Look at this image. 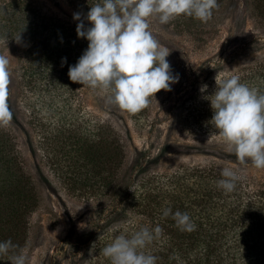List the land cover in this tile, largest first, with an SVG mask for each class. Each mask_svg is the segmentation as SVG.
I'll use <instances>...</instances> for the list:
<instances>
[{"label":"trees","instance_id":"16d2710c","mask_svg":"<svg viewBox=\"0 0 264 264\" xmlns=\"http://www.w3.org/2000/svg\"><path fill=\"white\" fill-rule=\"evenodd\" d=\"M73 1L84 16L91 4L100 2ZM233 1L217 0L219 7ZM244 4L255 26H263L264 0H244ZM169 23L179 31L198 34L203 22L181 15ZM77 24L48 12L38 0H0V53L10 50L24 69L20 76L23 91L18 94L23 99L24 120L20 122L13 113L10 125L0 128V241L11 239L28 255L32 217L45 208L46 212L51 210L45 188L47 176L42 166L30 162L25 147L19 144L21 138L28 139L27 129L31 127L39 144L44 138L55 140L51 147L54 156L62 153L68 160V171L61 176L70 185L60 186V190L71 198L97 200L91 207L99 215L93 235L102 232L95 250L109 243L117 225L128 233L159 225L162 235L145 249L157 257V264H264V175L217 158L170 165L158 159H128L132 144L127 148L114 129L99 132L96 123L88 124L92 118L81 112L87 93L101 88L74 83L68 76L69 66L77 63L89 44L86 38L78 37ZM19 35L21 41L17 43ZM220 71H227L222 79L238 75L241 83L264 92V55ZM214 91L207 90L204 95ZM195 103L185 102L179 107L177 121L182 117L183 125L188 121V126L192 125L190 129L184 126V131H216L210 123V100ZM148 109L150 103L137 114L126 112L138 118ZM42 150V156L49 158L48 150ZM130 166L138 167L135 173L129 172ZM223 167L238 170L243 176L227 194L216 184ZM117 195L120 198L116 201ZM106 197V205L101 204ZM166 208L173 213L187 212L195 230L181 231L171 215L163 217ZM117 220L122 221L116 224ZM95 256L103 255L97 252L89 264H100L101 259L95 260ZM105 261L110 264L107 258ZM0 264L10 261L0 257Z\"/></svg>","mask_w":264,"mask_h":264},{"label":"rangeland","instance_id":"374dc122","mask_svg":"<svg viewBox=\"0 0 264 264\" xmlns=\"http://www.w3.org/2000/svg\"><path fill=\"white\" fill-rule=\"evenodd\" d=\"M38 1L48 12L79 23L73 18L74 13L80 12L77 1ZM85 25L90 26L86 20ZM201 26V32L193 34L188 33L190 31H179L171 23L161 25L156 19L151 21V30L156 39L170 51L167 59L173 75H178L179 79L171 85L170 91L161 90L159 94H155L150 102V109L144 116L133 117L118 106L109 104L107 97L110 93L103 89L87 93L82 101L81 112L92 118V122L88 124L96 123L99 132L114 129L113 132L128 145L127 148L132 144L128 156V159L133 158L132 162L138 161L139 158V162L158 159L165 165H170L191 159L217 158L241 166L259 176L264 175V169L253 167L250 161L246 166L241 165L235 155L226 151L225 142L216 131L212 130L209 134H203L202 131L187 132L183 127H187L189 121L185 125L182 117L177 121L181 105L185 102L196 104L195 102L204 99V93L200 92L203 84L208 85L209 91L216 90L215 77L219 74L222 78L227 74V71H220V68H234L243 61L264 55V25L255 26L248 15L244 0H234L232 4L225 3L218 7L212 18ZM0 55L6 56L10 62L9 106L22 122L23 99L18 94L23 91L20 76L24 69L16 62L10 50ZM218 63L220 67H217ZM191 127L192 125L188 126L189 129ZM27 130L28 139L21 138L19 144L25 147L30 162L42 166L44 175L47 176V199L51 204L50 211L46 212L48 208H45L42 213L37 212L32 217L29 236L31 247L27 248L29 254L26 253L29 262L31 264L34 258L35 264H89L93 255L103 248L101 246L98 251L94 250L93 255H89L93 242L98 240L97 237L101 236L102 232L93 235L95 221L99 215L96 208L91 207L97 200L93 197L71 198L62 192L60 186L70 185L68 179L63 180L64 171H68L65 170L68 162L66 156L62 153L54 156L51 147L55 145V140L44 138L43 143L39 144L31 127ZM33 148L36 151L31 152L30 149ZM42 148L48 150L46 153L49 158L42 156ZM53 159H56L54 166ZM137 168L130 166L129 172L135 173ZM119 198L117 195L115 200ZM106 199L107 197L101 199V204L106 205ZM106 211L107 209L104 210ZM121 221L117 220L115 223L120 224ZM101 222L103 225L108 223ZM106 229L108 228H103V231ZM124 230L127 229L121 231ZM118 234L119 232L114 233L108 242ZM94 258H100V264H108L103 256Z\"/></svg>","mask_w":264,"mask_h":264},{"label":"clouds","instance_id":"9594fccd","mask_svg":"<svg viewBox=\"0 0 264 264\" xmlns=\"http://www.w3.org/2000/svg\"><path fill=\"white\" fill-rule=\"evenodd\" d=\"M219 7L217 0H100L91 4L86 16L76 12L73 18L79 23V38L89 41L87 49L77 63L69 66L68 76L74 83L101 88L110 92L107 102L121 110L137 114L150 103V97L160 90H171L178 82L173 75L167 57L170 54L151 30V21L167 24L181 15L207 23L213 10ZM85 20L90 24L86 27ZM17 43L21 36L15 38ZM66 62V58H64ZM9 60L0 55V128H7L13 120L9 106ZM216 90L204 95L210 100L213 111L210 123L222 137L226 151L235 155L241 165L250 161L257 169H264V92L240 82L238 75L215 77ZM208 85L200 87L207 92ZM221 179L216 184L226 194L235 190L243 179L238 170L223 167ZM172 216L181 231H194L195 223L187 212L163 211V217ZM113 240L100 249V254L110 264H157V257L147 246L162 235V228L142 226L128 233L119 225ZM93 242L89 255H93ZM0 257H7L10 264H30L24 249L11 239L0 241ZM31 264H35L33 258Z\"/></svg>","mask_w":264,"mask_h":264}]
</instances>
